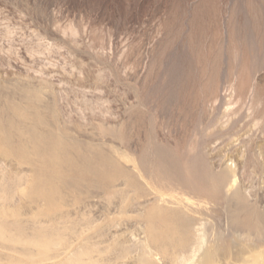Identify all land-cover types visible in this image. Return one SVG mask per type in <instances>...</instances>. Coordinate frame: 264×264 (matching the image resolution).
I'll return each mask as SVG.
<instances>
[{
  "label": "rangeland",
  "instance_id": "1",
  "mask_svg": "<svg viewBox=\"0 0 264 264\" xmlns=\"http://www.w3.org/2000/svg\"><path fill=\"white\" fill-rule=\"evenodd\" d=\"M0 133V264H179L163 205L264 250V0H0ZM167 159L236 183L197 194Z\"/></svg>",
  "mask_w": 264,
  "mask_h": 264
},
{
  "label": "bare ground",
  "instance_id": "2",
  "mask_svg": "<svg viewBox=\"0 0 264 264\" xmlns=\"http://www.w3.org/2000/svg\"><path fill=\"white\" fill-rule=\"evenodd\" d=\"M36 112V111H35ZM35 121H37V120H35ZM45 122V124H46V121H44ZM37 123V122H36ZM40 123V122H39ZM9 127V126H8ZM37 127V126H36ZM6 131V130H5ZM7 132V131H6ZM44 132V131H43ZM45 133V132H44ZM44 133L42 134V136L44 135ZM48 133V132H47ZM65 133V132H64ZM1 134V133H0ZM38 134H39V132H38ZM41 134V133H40ZM53 134H54V132H53ZM60 134H63L62 132H60ZM2 135V134H1ZM28 135H29V133H28ZM123 135V134H122ZM30 136H32L31 134H30ZM63 136V135H62ZM61 136V137H62ZM7 137L8 136H6V139H7ZM70 137V136H69ZM124 137V136H123ZM63 138V137H62ZM65 138H67V136L65 137ZM65 138H63L64 140H65ZM122 138V137H121ZM5 139V138H4ZM5 139V140H6ZM30 139H31V137H30ZM35 139V138H34ZM55 139V138H54ZM70 139V138H69ZM42 141H44V140H42ZM56 141H57V139H56ZM7 142H8V140H7ZM6 142V143H7ZM47 143H48V141H46ZM66 142V141H65ZM16 143V142H15ZM74 143H75V141H74ZM8 145V144H7ZM65 145H66V143H65ZM69 146L71 145L70 143L68 144ZM81 145H83V144H81ZM50 146V145H49ZM73 146V145H72ZM72 146H70V147H72ZM84 146H86V145H83V149H84ZM89 146V145H88ZM67 147V146H66ZM75 147L76 148H78L77 146H76V143H75ZM87 147V146H86ZM74 148V147H73ZM76 148H74V150L76 149ZM93 148V147H92ZM96 147H94V149H95ZM79 149H81V148H79ZM79 149H78V152H81V151H79ZM88 149V148H87ZM86 149V150H87ZM97 149V153H98V148H96ZM95 149V150H96ZM103 149V148H102ZM55 150V149H54ZM86 150H84V151H86ZM99 150H100V148H99ZM156 150V149H155ZM163 149H157V151H156V154H157V152L158 151H162ZM169 150V149H168ZM172 150V149H171ZM69 151V150H68ZM105 151V150H104ZM165 151V150H164ZM163 151V152H164ZM167 151V150H166ZM172 151H174V150H172ZM60 152V151H59ZM170 152V151H169ZM62 153V152H61ZM60 153V154H61ZM65 154H66V152H64ZM91 153V152H90ZM100 153H101V151H100ZM107 153V152H106ZM155 153V152H154ZM159 153V152H158ZM165 154L167 153V152H164ZM70 154V153H69ZM85 154H86V152H85ZM89 154V153H88ZM87 154V155H88ZM93 154V153H92ZM91 154V155H92ZM99 154V153H98ZM110 154V153H109ZM112 154V153H111ZM142 154V153H141ZM149 154H150V152H149ZM62 155V154H61ZM82 156H83V153L81 154ZM81 155H79V156H81ZM105 155H107V154H105ZM151 155V154H150ZM150 155L148 156V154H147V156L148 157H150ZM76 156V155H75ZM81 156V158H85V156L84 157H82ZM101 156H102V154H101ZM110 156V155H109ZM142 156V155H141ZM78 157V156H77ZM92 157V156H91ZM96 157V156H95ZM103 157V156H102ZM108 157V156H107ZM143 157V156H142ZM142 157H140V158H142ZM165 157V156H164ZM63 158V157H62ZM81 158L80 159H78L79 161L81 160ZM109 158V157H108ZM110 158H111V156H110ZM151 158V157H150ZM173 158V156L170 158V159H172ZM178 159H179V157H177ZM202 158V157H201ZM75 159V158H74ZM96 159H97V157H96ZM96 159H95V161H96ZM107 159V158H106ZM143 159H145V156L143 157ZM147 159V158H146ZM178 159H175V157H174V161H177ZM83 160V159H82ZM142 160V159H141ZM173 160H168L167 159V161L165 162V165L163 166L162 164H160V166L158 167V169H162L161 171H164V172H166L167 171V174H168V178H170V180L172 179V180H174V181H177V182H179L181 185H183V186H186L188 189H191L192 191H194V192H196L197 194H200V195H208V196H210V197H217V196H219V195H221V194H223V192L224 191H227V189H226V187L228 186V187H231V186H234L235 185V183H236V177L234 176V174L231 172L230 173V170H226L224 173H222V174H220V175H218V176H213V175H211V173L208 171V168H206L207 170H203V171H201V170H192V171H190L189 170V172L187 173V176L185 175V172H183L182 170H180L176 165V163L173 161ZM180 160V159H179ZM203 160V159H202ZM105 161V160H104ZM112 161V160H111ZM151 161V160H150ZM81 162V161H80ZM88 162H89V160H88ZM109 162V161H108ZM179 163H180V165H181V162L180 161H178ZM200 162H202V161H200ZM98 163V162H97ZM101 163V162H100ZM103 163V162H102ZM107 163V162H106ZM116 163V162H115ZM142 163V162H141ZM151 163V162H150ZM157 163V162H156ZM69 164V163H68ZM90 164V163H89ZM99 164V163H98ZM97 164V165H98ZM105 164V163H104ZM153 164V163H152ZM158 164V163H157ZM190 164H192L193 165V163H190ZM200 164V163H199ZM203 164L205 165V163H202V164H200V165H202L203 166ZM88 165V164H87ZM93 164H91V166H92ZM118 165V164H117ZM143 165V164H142ZM186 165V164H185ZM198 165V164H197ZM200 165H198V166H200ZM91 166H90V168L88 169V168H86L85 166H83V167H81V166H78V169L81 171L82 170V172H92V174H94L93 172H95L96 173V170H95V168H93V166H92V168L95 170H93L92 168H91ZM104 166V165H103ZM103 166H101V167H103ZM106 166V165H105ZM105 166H104V169H106L105 168ZM107 167V166H106ZM109 167V166H108ZM144 167V166H143ZM155 167V166H154ZM121 168V166H119V169ZM125 168V167H124ZM145 168V167H144ZM187 168V167H186ZM188 168H191V167H188ZM193 168H194V166H193ZM127 169V168H126ZM154 169V168H153ZM195 169V168H194ZM106 170H108V172H109V169L107 168ZM114 170H116V169H114ZM125 170V169H124ZM140 170H141V168H140ZM152 170V169H151ZM98 171V170H97ZM126 171V170H125ZM130 170H128V173L129 174H135V173H130L129 172ZM76 172V171H75ZM79 172V171H78ZM111 172V171H110ZM121 172V171H120ZM127 172V171H126ZM151 172V171H150ZM154 172V171H153ZM212 172V171H211ZM103 173V172H102ZM113 173V172H112ZM111 173V174H112ZM123 174V173H122ZM164 174V173H163ZM166 174V175H167ZM83 175H85V174H83ZM95 175H97V174H95ZM103 176L105 175V174H102ZM100 176V175H99ZM105 176H107V175H105ZM130 176H134V175H130ZM140 176V175H139ZM79 177H81V175H80V173H79ZM93 177V176H92ZM96 177H98V176H96ZM111 177V176H110ZM129 177V176H128ZM76 178H78V177H76ZM82 178V177H81ZM80 178V179H81ZM91 178V177H90ZM131 178V177H130ZM83 179V178H82ZM85 179H86V177H85ZM92 179V178H91ZM102 179V178H101ZM123 179V178H122ZM15 180V179H14ZM88 180V179H87ZM104 180V179H103ZM113 180V179H112ZM128 180V179H127ZM130 180V179H129ZM132 180V179H131ZM46 181V180H45ZM105 181H106V179H105ZM227 181H229L228 183H227ZM80 182V181H79ZM104 182V181H103ZM124 182V181H123ZM132 182V181H131ZM11 183V182H10ZM18 183V182H17ZM16 183V184H17ZM91 183H93V184H96L98 187L101 185V183H100V181H99V179L98 180H96L95 178L94 179H92L91 180ZM175 183V182H174ZM179 183H178V185H179ZM211 183V184H210ZM12 184H14V183H12ZM25 184V183H24ZM5 185V184H4ZM3 185V186H4ZM7 185V184H6ZM131 187H135L136 185H137V183L136 182H132V183H130L129 184ZM8 186V185H7ZM11 186V185H10ZM14 186H15V184H14ZM43 186V185H42ZM103 186H104V184H103ZM105 186H107V183H106V185ZM116 186H119V185H116ZM121 186V185H120ZM113 187V186H112ZM139 187V186H138ZM208 187H211V188H208ZM12 188H13V185H12ZM11 188V189H12ZM16 188V187H15ZM6 189H8V188H6ZM9 189H10V187H9ZM8 189V190H9ZM11 189H10V191H11ZM120 189V188H119ZM123 189V188H122ZM121 189V191H123ZM125 189H127V188H125ZM226 189V190H225ZM233 189H235V188H233ZM15 190V189H14ZM36 190V189H35ZM104 190V189H103ZM236 190V189H235ZM4 191V190H3ZM7 191V190H6ZM9 191V192H10ZM125 191V190H124ZM127 191V190H126ZM130 191V190H129ZM14 192V191H13ZM4 193H6V192H4ZM110 193V192H109ZM126 193V192H125ZM8 194H10V193H8ZM11 194H12V192H11ZM128 194H130V193H128ZM148 194V193H147ZM11 196V195H10ZM233 196H240V192L239 191H234V193H233ZM232 197V196H231ZM8 198H9V196H8ZM163 198V197H162ZM164 199V198H163ZM149 200V199H148ZM156 200V199H155ZM154 200V201H155ZM152 201H153V199H152ZM164 201V200H163ZM187 203H190V202H187ZM119 205H120V203H118ZM179 204V203H178ZM115 205V204H114ZM151 205V204H150ZM168 205V204H167ZM199 205V204H198ZM117 206V205H116ZM138 206V205H137ZM140 206V205H139ZM143 206H145V205H143ZM163 206H165V205H163ZM162 206V207H163ZM170 206H172L171 204H170ZM192 206V205H191ZM162 207H159V206H157V207H155L158 211H156L157 213H160V214H163V213H166V215L167 214H174L178 219H179V223H177L178 225H179V227L181 226V228H182V237H180L181 238V242L179 243V241H178V243H179V245H177L176 247H174V245H173V247H174V251L175 250H177V252H179L181 255L180 256H183L182 258H183V260L181 259V257H180V259L182 260V261H180L181 263H179V264H264V250L262 249V248H258V247H252V248H255V249H251V246H250V248L249 249H247V248H242L241 246L239 247V248H237V249H235V250H228L229 248H228V244H226L225 245V247H222V248H226V246H227V250L226 249H223L224 251H222L221 250V248L219 247V244H217L218 243V241L217 240H215L214 238L212 239H209L210 237L209 236H207L208 235V233L206 232L205 233V231L203 230V228H198V226H200V224L201 223H199L197 220H198V218H197V220L196 219H194V218H191V219H189V218H187V217H184V218H182L181 217V213L180 212H184V210L182 211V209H181V211H179L178 209V211H172V212H169L166 208H162ZM168 207V206H167ZM176 207V206H175ZM201 207V206H200ZM144 208V207H143ZM151 208V207H150ZM150 208H149V210H150ZM152 208H153V206H152ZM170 208H173V207H170ZM198 208V207H197ZM180 209V208H179ZM194 209H195V207H194ZM160 210V211H159ZM144 212V211H143ZM142 212V214H144ZM146 212H148V211H146ZM150 212V211H149ZM195 212H198V210L197 211H195ZM156 215V214H155ZM155 215H154V217H155ZM165 215V216H166ZM143 216V215H142ZM145 216H146V213H145ZM161 216V215H160ZM163 216H164V214H163ZM162 216V217H163ZM183 216V215H182ZM253 216V215H252ZM159 217V216H158ZM153 218V217H152ZM239 218V217H238ZM238 218L236 219V220H238ZM250 218H251V216H250ZM249 218V219H250ZM57 219V218H56ZM159 219V218H158ZM160 219H163V218H160ZM167 219H168V217H167ZM166 219V220H167ZM170 219V218H169ZM171 219H172V216H171ZM235 219V218H234ZM248 219V220H249ZM145 220V219H144ZM153 220V219H152ZM245 220V219H244ZM59 221V220H58ZM148 221V220H147ZM157 221V220H156ZM257 221H259V220H257ZM91 222V221H90ZM140 222V221H139ZM149 222V221H148ZM161 222V221H160ZM245 222H247V221H245ZM249 222V221H248ZM247 222V223H248ZM82 223V222H81ZM89 223V222H88ZM93 223H95V222H93ZM119 223V222H118ZM141 223V222H140ZM151 223V222H150ZM169 223V222H168ZM168 223H166V226L168 227L169 225H168ZM170 223H172V222H170ZM252 223H253V221H252ZM256 223H258V222H256ZM261 223V222H260ZM260 223L258 224V225H260ZM42 224V223H41ZM45 224V223H44ZM43 224V225H44ZM92 224V223H91ZM111 224V223H110ZM116 224V223H115ZM114 224V225H115ZM120 224V223H119ZM119 224H118V227H120L121 226V224H120V226H119ZM157 224V223H156ZM177 224H175V225H177ZM249 224V223H248ZM254 224H255V222H254ZM141 225V224H140ZM165 225V224H164ZM164 225H161V226H164ZM15 226H17V225H15ZM45 226V225H44ZM49 226V225H48ZM47 226V227H48ZM152 226V225H151ZM155 226V225H154ZM250 226V225H249ZM248 226V227H249ZM52 227V226H51ZM117 227V228H118ZM145 227V226H144ZM144 227H142L141 228V226H140V228L141 229H143ZM173 227V226H172ZM245 227H247V225L245 226ZM255 227V226H254ZM260 227V226H259ZM19 228V227H18ZM43 227H41V229H42ZM49 228V227H48ZM113 228V227H112ZM112 228H110L111 230H112ZM139 228V229H140ZM164 228V227H163ZM176 228V227H175ZM257 228V227H256ZM261 228V227H260ZM45 229V228H44ZM43 229V230H44ZM52 228H49L48 230H50V231H52L51 230ZM138 229V228H137ZM138 229V230H139ZM14 230V229H13ZM20 230L22 231V228H20ZM86 230V229H85ZM145 230V229H144ZM179 230H181V229H179ZM256 230H258V228L256 229ZM24 231V230H23ZM153 231V230H152ZM157 231V230H156ZM159 231V230H158ZM248 231V230H247ZM82 232V231H81ZM111 232V231H110ZM140 232V231H139ZM148 233L147 234H150L149 232L150 231H147ZM155 232V231H154ZM210 232V231H209ZM259 232H260V230H259ZM40 233V232H39ZM51 233H53V232H51ZM58 233V232H57ZM119 233V232H118ZM142 233H143V231H142ZM141 232H140V234H142ZM144 233H146V232H144ZM157 232H155V234H156ZM177 233V232H176ZM175 233V234H176ZM229 233H230V231H229ZM256 233V232H255ZM38 234V233H37ZM46 234V233H45ZM121 233H119V235H120ZM122 234H124V232L122 233ZM160 234V233H159ZM181 234V233H180ZM258 234V233H257ZM56 235V234H55ZM60 235V234H59ZM84 235V234H83ZM99 235V234H98ZM100 235H101V233H100ZM104 235V234H103ZM109 235V234H108ZM115 235V234H114ZM126 235V234H125ZM152 235V234H151ZM163 235L164 234H162V237H163ZM234 235V234H233ZM240 235V234H239ZM260 235V234H259ZM263 235V234H262ZM11 236V235H10ZM49 236V235H48ZM54 236V235H53ZM82 236V235H81ZM118 236V235H117ZM140 236V235H139ZM247 236V235H246ZM13 237V236H12ZM50 237V236H49ZM49 237H46V238H49ZM56 237V236H55ZM94 237V236H93ZM103 237V236H102ZM106 237V236H105ZM144 237V234H143V236H142V238ZM146 237H147V235H146ZM148 237L150 238V235H148ZM147 237V238H148ZM154 237H156V235H154ZM159 237H160V235H159ZM177 237V236H176ZM176 237H175V239H176ZM179 237V236H178ZM209 237V238H208ZM32 238V237H31ZM43 238V237H42ZM42 238H40L41 240H42ZM58 238H59V236H58ZM169 238H170V236H169ZM179 238V239H180ZM233 238V237H232ZM232 238H230V239H232ZM38 239V238H37ZM50 239V238H49ZM51 239H53V237L51 238ZM146 239V238H145ZM151 239V238H150ZM156 239V238H155ZM159 238H157V240H158ZM226 239V238H225ZM44 240H46V239H44ZM141 240V239H140ZM143 240H144V238H143ZM162 240V239H161ZM160 240V241H161ZM227 240H228V237H227ZM84 241V240H83ZM105 241V240H104ZM155 241V240H154ZM168 241V240H167ZM39 242H40V240H39ZM42 242H43V240H42ZM141 242H143V241H141ZM140 242V243H141ZM148 242V241H147ZM244 242V241H243ZM256 242V241H255ZM29 243H30V241H29ZM44 243H47V242H44ZM43 243V244H44ZM51 243H52V240H51ZM85 243V242H84ZM83 243V244H84ZM146 243V242H145ZM155 243V242H154ZM159 243V242H158ZM164 243H166V241L164 242ZM163 243V244H164ZM168 243V242H167ZM219 243H221V242H219ZM230 243H232L231 242V240H230ZM31 244V243H30ZM88 244V243H87ZM149 244V243H148ZM147 244V245H148ZM162 244V245H163ZM233 244V243H232ZM259 244V243H258ZM82 245V244H81ZM141 244H139V246H140ZM155 245V244H154ZM222 244H220V246H221ZM230 245V244H229ZM249 245V244H248ZM145 246V245H144ZM163 246H165V245H163ZM84 247V246H83ZM86 247H88V246H86ZM146 247V246H145ZM148 247H150V246H148ZM155 247V246H154ZM159 247V245L157 246V248ZM162 247V246H161ZM231 247V246H230ZM244 247V246H243ZM141 248V247H140ZM151 248H153L152 246H151ZM165 248V247H164ZM176 248V249H175ZM231 248H234L233 246L231 247ZM236 248V247H235ZM257 248V249H256ZM80 249V248H79ZM148 249V248H147ZM162 249H163V247H162ZM92 250V249H91ZM169 250V249H168ZM145 251V250H144ZM143 251V252H144ZM149 252H150V250H148ZM147 251V252H148ZM171 251V250H170ZM173 251V252H174ZM202 251H204V252H202ZM228 253H227V252ZM90 252V251H89ZM89 252H86L87 254L89 253ZM163 252H165L166 253V251H163ZM82 253H85V251L84 252H82ZM85 253V254H86ZM91 253V252H90ZM90 253H89V255H90ZM100 253V252H99ZM154 253H155V251H154ZM164 253V254H165ZM175 253V252H174ZM86 254V255H87ZM143 254V253H142ZM146 254V253H145ZM144 254V255H145ZM153 254V253H152ZM157 254V253H156ZM71 255V254H70ZM81 255V254H80ZM82 255H84V254H82ZM91 255H93V254H91ZM158 255H159V253H158ZM168 255V254H167ZM172 255V254H171ZM201 255V256H200ZM97 256V255H96ZM154 256V255H153ZM156 256V255H155ZM169 256V255H168ZM174 256V255H173ZM77 257H79L80 258V256H78L77 255ZM92 257V256H91ZM94 257V256H93ZM142 257V256H141ZM176 257V256H175ZM179 257V256H178ZM84 258H85V256H84ZM83 258V259H84ZM89 257H87V259H88ZM97 258V257H96ZM149 258V257H148ZM172 258V257H171ZM86 259V258H85ZM147 259V258H146ZM151 259V258H150ZM169 259H170V257H169ZM174 259V258H173ZM176 261L178 260L177 258L175 259ZM92 261V260H91ZM141 261V260H140ZM148 261V260H147ZM80 262L81 261H79V264H80ZM83 262V261H82ZM84 262H86L85 260H84ZM88 262V261H87ZM106 262V261H105ZM145 262V261H144ZM151 262V261H150ZM179 262V261H178ZM178 262H176V263H178ZM94 263V262H93ZM174 263V262H173ZM175 263V264H176ZM77 264V263H76ZM88 264V263H87ZM91 264V263H90ZM95 264H96V262H95ZM102 264V263H101ZM108 264H109V262H108ZM144 264V263H143ZM148 264V263H147Z\"/></svg>",
  "mask_w": 264,
  "mask_h": 264
}]
</instances>
